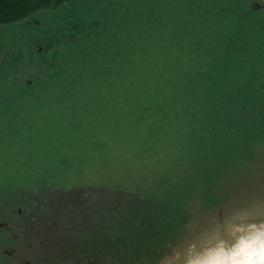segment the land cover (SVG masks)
I'll use <instances>...</instances> for the list:
<instances>
[{
	"label": "rangeland",
	"instance_id": "rangeland-1",
	"mask_svg": "<svg viewBox=\"0 0 264 264\" xmlns=\"http://www.w3.org/2000/svg\"><path fill=\"white\" fill-rule=\"evenodd\" d=\"M164 4L151 9H164ZM250 6L264 9V0H251ZM132 7L125 0H111L108 15L102 10L103 15L84 21L76 51L89 49V56L104 48L113 52L119 27L134 22V14H124ZM113 13L118 18L101 26ZM58 53L45 64L21 61L17 70L7 75L6 69L0 78V100L7 86L21 95L30 81L25 118H19V110L0 114V225L8 224L0 226V264H130L137 257L132 236L118 237L109 228L114 220L130 223L144 210L157 208V197L176 202V220L185 219L163 256L174 244L210 231L221 214L245 199H264V121L254 123L255 133L231 150L222 148L225 144L220 151H210L209 141L198 135L201 118L187 112L194 105L163 102L167 94L143 103L131 100L124 86L98 88L96 83L93 94L51 90L33 99L38 93L31 91H39L37 80L66 72L75 63L66 54L52 60ZM4 104L0 101V107ZM144 189L155 198L142 200ZM17 207L21 215H16ZM158 215L154 226L161 220ZM112 248L119 251L108 260ZM160 257L145 264H159Z\"/></svg>",
	"mask_w": 264,
	"mask_h": 264
},
{
	"label": "trees",
	"instance_id": "trees-1",
	"mask_svg": "<svg viewBox=\"0 0 264 264\" xmlns=\"http://www.w3.org/2000/svg\"><path fill=\"white\" fill-rule=\"evenodd\" d=\"M125 1L133 6L131 11L124 12L125 16L131 12L135 19L125 24L126 29L119 27L116 49H99L89 56L91 50L78 52L72 47V54L66 55L75 61L72 67L37 80L39 91L32 98L37 100L51 90L60 94H93L96 83L98 88L124 86L131 100L144 99L145 103L148 97L162 99L167 94L163 102H180L182 108L188 102L200 108L195 113L193 106L187 107V112L201 118L198 135L209 141L210 151H220L225 144L222 148L231 150L237 141L252 136L256 130L254 123L264 121V9L255 11L251 0H138L136 4L134 0ZM153 4L168 6L153 10ZM111 15L112 22L118 18L115 13ZM97 35L99 38L102 33ZM97 40L92 44H97ZM147 87L151 89L148 93ZM160 88L172 91L161 93ZM144 192L139 195L142 200L155 198L145 189ZM155 199L160 207L144 210L130 223L114 224V220L109 228L118 237L132 236L130 242L136 245L137 257L130 264H145L159 258L185 221L176 220V202ZM158 213L161 220L154 226ZM145 233L147 237L141 239ZM115 250L119 251L112 248V255L109 251L105 258L114 259Z\"/></svg>",
	"mask_w": 264,
	"mask_h": 264
},
{
	"label": "flooded vegetation",
	"instance_id": "flooded-vegetation-1",
	"mask_svg": "<svg viewBox=\"0 0 264 264\" xmlns=\"http://www.w3.org/2000/svg\"><path fill=\"white\" fill-rule=\"evenodd\" d=\"M110 5L111 0H76L71 1L69 7L63 6L54 12L35 13L20 23L0 25V78L6 69L7 75L13 70H17L21 61L29 63L35 60L45 64V60L51 58L50 55L56 50L61 53L52 56V60H57L59 56L62 57L65 54L71 55L72 47L78 50L81 46L80 40L84 33L79 34L78 32L86 27L83 26V22H91L96 15H101L102 10H105L104 14L106 15L110 12V10H106ZM113 16L110 15L109 18L104 19L102 25L110 24L109 20H112ZM53 27L55 30L51 33L49 30ZM67 44L71 46L65 49ZM45 46L46 48H44ZM34 47H36L35 51ZM27 83L28 86H25L27 91H23L21 95L17 93L20 88L15 93L10 90L13 87L7 86L8 88L3 90L4 94L0 101L4 100L5 104L0 107V114H2L1 110H19V118H25V111L26 114L30 111V90H28L30 81ZM25 87L21 86V88ZM19 96V100L14 101ZM11 103L14 104L8 106ZM9 207L11 208V206ZM15 209L16 215L22 214L20 207ZM15 211L11 210L10 213H15ZM0 214L2 213L0 212ZM9 221L11 222V220ZM4 224L6 227L8 226L7 223ZM4 224L0 226L4 227ZM10 225L14 226L12 223Z\"/></svg>",
	"mask_w": 264,
	"mask_h": 264
},
{
	"label": "clouds",
	"instance_id": "clouds-1",
	"mask_svg": "<svg viewBox=\"0 0 264 264\" xmlns=\"http://www.w3.org/2000/svg\"><path fill=\"white\" fill-rule=\"evenodd\" d=\"M159 264H264V199L238 203L210 231L170 247Z\"/></svg>",
	"mask_w": 264,
	"mask_h": 264
},
{
	"label": "water",
	"instance_id": "water-1",
	"mask_svg": "<svg viewBox=\"0 0 264 264\" xmlns=\"http://www.w3.org/2000/svg\"><path fill=\"white\" fill-rule=\"evenodd\" d=\"M71 1L76 0H0V25L20 23L35 13L69 7Z\"/></svg>",
	"mask_w": 264,
	"mask_h": 264
}]
</instances>
